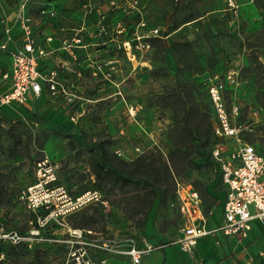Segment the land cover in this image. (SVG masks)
<instances>
[{"label": "rangeland", "instance_id": "obj_1", "mask_svg": "<svg viewBox=\"0 0 264 264\" xmlns=\"http://www.w3.org/2000/svg\"><path fill=\"white\" fill-rule=\"evenodd\" d=\"M59 1L48 3L59 15H74L72 26L87 45L75 69L64 71L77 96L72 104L48 96L29 106L0 103V233L22 236L19 242L0 237V264H66L81 248L93 261L131 264L96 246L123 247L129 238L165 242L145 258L166 252L168 264H203L227 242L226 258L246 264L223 236L199 240L193 254L183 251L177 243L183 220L173 200L176 179L191 182L217 224L225 194L210 160L209 86L225 81L230 70L236 80L225 81L224 99L232 123L264 152V0H237V8L227 0ZM20 2L0 0V44L6 28L15 29ZM155 28L166 37L152 36ZM8 62L9 53L0 49V76ZM2 91L0 82V97ZM105 150L114 162H131L126 170L146 164L159 175L165 198L155 200L145 224L150 198L143 181L124 187L98 182ZM44 157L60 165L58 183L72 200L87 190H98L101 200L49 216L35 234L45 213L28 208L21 194L37 181L36 163Z\"/></svg>", "mask_w": 264, "mask_h": 264}, {"label": "built area", "instance_id": "obj_2", "mask_svg": "<svg viewBox=\"0 0 264 264\" xmlns=\"http://www.w3.org/2000/svg\"><path fill=\"white\" fill-rule=\"evenodd\" d=\"M31 1L20 2L17 11L19 35L14 37L11 28L7 27L6 40L0 44V49L6 50L11 56V65L2 75L6 89L2 91L0 103L29 106V103L33 104L48 96L62 98L72 104L77 95L67 83L64 71L75 69V64L79 62L87 45L83 42L81 30H75L72 35L64 37L61 45L52 46L50 43L54 36L45 34L42 37L40 34L45 25L58 18L59 13L49 3H44L33 12L29 8ZM227 1L232 8L239 5L237 0ZM150 32L152 36L166 37L159 32V28L151 29ZM59 55L67 56L70 62L58 61ZM52 61L55 64L52 65ZM235 74L234 70L228 71L225 81L233 84L236 80ZM225 81L221 80L209 86L213 132L217 139L212 147L211 158L214 173L225 194L222 215L216 226L209 224L200 191L191 182L176 179L173 205L183 220L181 237L177 243L183 251L190 254L198 251L197 244L201 238L213 237L219 241L221 236H228L242 240L251 231L255 220L264 222V152L256 144L244 139L241 128L232 123L231 113L224 99ZM237 110L238 107L235 106L236 113ZM59 167L49 157L37 161V181L21 194V199L28 208L36 213H45L38 219V225L31 230L32 233L37 234L44 226L43 220L49 216L56 218L79 205L101 200L98 190H87L72 200L68 189L58 183ZM56 196L60 202L55 201ZM40 213L37 215L40 216ZM79 235L82 236L83 233ZM0 237L15 242L22 239L17 231H4L0 233ZM158 242L146 241L140 244L129 238L123 247L118 244L96 246L101 250L125 255L131 264H141L145 256L163 249L166 244ZM257 256L264 258V249ZM253 259L254 257L251 261ZM106 263L107 258L93 261L86 250L81 248L80 251L71 253L66 264ZM250 263L249 261L248 264Z\"/></svg>", "mask_w": 264, "mask_h": 264}, {"label": "crops", "instance_id": "obj_3", "mask_svg": "<svg viewBox=\"0 0 264 264\" xmlns=\"http://www.w3.org/2000/svg\"><path fill=\"white\" fill-rule=\"evenodd\" d=\"M53 1L54 2H52V3H54L55 5L60 3L59 0H53ZM48 2H49V0H32L31 4L29 5V8L33 12H35L44 3H48ZM71 3H73V2H71V1L67 2V4L69 5L68 7L74 6ZM69 13L63 14L60 12V15L58 16V18L54 19L53 22L51 21L49 24L45 25L41 34L39 32L40 36H42V37L45 34L54 36L53 41L50 43L52 46L61 45L64 37L70 36L74 33V31L76 29L72 26V23H74V19H73L74 15H71ZM60 17H62L61 20H59ZM64 18H65V20H64ZM62 20H63V22H62ZM14 24H15V29L12 28L11 30H12L13 36L15 37V36L19 35V31H20L19 24L17 23V12H16ZM72 30H74V31L72 32ZM66 57L67 56L63 57V56L59 55L58 61L70 62V61H68V59ZM51 64L52 65L55 64V61H52ZM10 65H11V56L9 55V62L7 63L6 68L3 71V73L10 67ZM3 73H1L0 82H1V87L4 90V89H6V84H5L3 77H2ZM222 210H223V205L221 206L220 215H219L217 224L220 221V218L222 215ZM206 213H207L208 218H209V224L211 226H216L217 224L214 225L211 223L210 212L206 211ZM223 237L226 239V241L228 240L229 243H231V245L233 244L232 246H235L233 248V250L239 249V251L237 252L238 257L241 260H243V262L248 264L249 261L251 262V259L253 257L257 256L259 251L264 249V222L259 221V220H255L253 223V227H252L251 231L242 240H238L234 237H228V236H223ZM204 238H208V239L211 238L214 240L213 237H204ZM201 239H203V238H201ZM201 239H199V240H201ZM225 250L223 248H220L218 250V254H216V256H214L212 258H210V257L206 258V262L203 264H235V261L231 256L226 258V255H228V253H230L229 244L227 242H226V249ZM145 257H144L145 260L143 259L141 264H168V260H169L168 254L166 252H160V251H157V252L151 254L147 258H145ZM128 259L129 258L126 257V260H128ZM192 262H193V264H200L198 262V260H195V259H193ZM110 264H113V263L111 262Z\"/></svg>", "mask_w": 264, "mask_h": 264}, {"label": "trees", "instance_id": "obj_4", "mask_svg": "<svg viewBox=\"0 0 264 264\" xmlns=\"http://www.w3.org/2000/svg\"><path fill=\"white\" fill-rule=\"evenodd\" d=\"M213 126V122H212ZM212 137H213V145L216 143L217 139L214 136L213 127H212ZM213 147V146H212ZM212 151V148H211ZM212 166L214 167V163L212 162V158L210 159ZM125 166H131L132 163L129 161H125L123 159H119L118 162H114L111 159L110 152L105 150L100 158L97 161V168H96V178L98 182L102 185H110L111 187L119 186L124 187L131 183H137L136 181L140 179L144 182L142 187L145 189L147 195H149V203L147 208L145 209L144 217H143V224L147 222L149 212L153 208L155 204V200L159 199V201L164 200V194L161 193L163 189V185L160 184L158 179V174H152L150 169L147 167L146 164L144 166H134L131 169L126 170ZM166 170L170 172V167L166 164ZM162 183V182H161ZM87 187H85L86 189ZM81 195V194H80ZM2 248L0 247V252Z\"/></svg>", "mask_w": 264, "mask_h": 264}]
</instances>
